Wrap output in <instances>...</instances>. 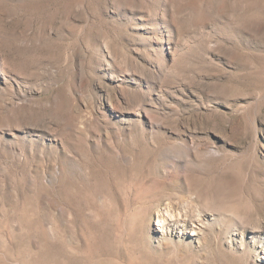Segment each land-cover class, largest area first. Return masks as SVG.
<instances>
[{"label": "rangeland", "instance_id": "obj_1", "mask_svg": "<svg viewBox=\"0 0 264 264\" xmlns=\"http://www.w3.org/2000/svg\"><path fill=\"white\" fill-rule=\"evenodd\" d=\"M0 264H264V0H0Z\"/></svg>", "mask_w": 264, "mask_h": 264}, {"label": "bare ground", "instance_id": "obj_2", "mask_svg": "<svg viewBox=\"0 0 264 264\" xmlns=\"http://www.w3.org/2000/svg\"><path fill=\"white\" fill-rule=\"evenodd\" d=\"M165 215L173 216V214H172V212L170 210H167V214H165Z\"/></svg>", "mask_w": 264, "mask_h": 264}]
</instances>
